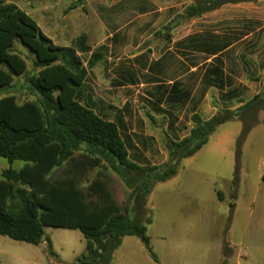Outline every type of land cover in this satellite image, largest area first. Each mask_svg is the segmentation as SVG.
Segmentation results:
<instances>
[{
	"label": "rangeland",
	"instance_id": "rangeland-1",
	"mask_svg": "<svg viewBox=\"0 0 264 264\" xmlns=\"http://www.w3.org/2000/svg\"><path fill=\"white\" fill-rule=\"evenodd\" d=\"M118 1L10 0L7 3L16 5L30 15L41 32L59 47H73L85 36L91 53L102 46L109 48V52H103V59L91 70L90 85L94 96L110 109L108 119H112L115 110L123 108L126 103L130 104L133 132L156 140L146 155L148 164L163 167L170 164L167 120L149 109L142 99L145 98L141 95L143 88H138L140 93L136 90L131 93L129 89L116 88L111 83L117 76L119 66L127 71L132 69L133 60L137 57L154 55L158 58L168 51L167 48L157 47L159 44L180 40L184 34L181 28L172 32V29L166 30L161 25L145 27L151 20L148 17L126 26L111 38L113 31L107 23L117 24L120 19L124 20L120 26L123 27L134 19L116 16L118 8L138 11L151 9L150 4L140 0H126L117 6ZM149 1H154L160 7L176 5L170 0ZM176 9L181 10V6H176ZM155 19L163 20L164 16ZM180 19L177 17L174 21L179 22ZM217 19L207 17L206 21ZM234 24H221L214 28L205 25V31L234 36L240 41L245 31L231 33L228 30H240L242 22ZM263 25L264 21L257 22V28ZM262 41L264 32L253 39L252 42L257 44L253 53L245 49L249 45L247 41H242L227 53V71L235 70L237 83L247 90L235 103L237 108L257 96L264 98V87L260 84L264 78V66L260 70L255 64L256 76L246 72L239 59L243 53L255 63L259 62L260 57L264 58V49L260 47ZM14 51L26 61L27 71L22 76L14 77L12 87L0 89V97L13 95L19 104L38 103L30 82L31 77L41 70L35 55L20 41H16ZM173 52L178 54L176 50ZM90 56L80 54L84 64ZM140 62H144V59ZM169 64L167 75L159 76L162 80L175 79L184 70L175 55L169 58ZM137 69L142 70L138 65ZM263 102L259 101L250 110L238 113L233 120L217 128L200 152L177 163V176L157 185L147 197L145 205L139 199L135 201L132 189L108 163L102 161L95 166L90 163L89 157L86 160L83 158L82 152L75 154L77 160L86 164L78 178L83 188L87 189L95 180L100 181L108 190L111 201L122 211L135 214L139 219L151 217L153 220L147 229L151 237L150 247L159 263L155 262L146 243L140 238L125 237L116 248L111 264H264V182H260L264 175ZM191 109L190 106L185 113H179L181 137L188 136L193 127ZM232 113L223 106L215 89L208 92L197 111L204 120L213 114L225 120L231 118ZM24 165L22 161H15L13 167L20 170ZM9 167L8 161L0 158V169ZM69 169L70 165L66 164L55 170L49 176V181L56 183L69 179L72 176ZM219 194L223 200H220ZM86 254V240L79 230L46 227L44 241L38 246L0 237L1 264H80L78 260Z\"/></svg>",
	"mask_w": 264,
	"mask_h": 264
},
{
	"label": "trees",
	"instance_id": "trees-1",
	"mask_svg": "<svg viewBox=\"0 0 264 264\" xmlns=\"http://www.w3.org/2000/svg\"><path fill=\"white\" fill-rule=\"evenodd\" d=\"M7 1L0 0V89L10 87L14 77L27 71L26 61L14 51L16 41L34 53L41 70L30 79L38 103L19 104L13 95L0 98V158L10 165L0 170V237L38 246L44 241L46 227L79 230L87 248V254L78 260L80 264H111L123 238L138 237L159 263L147 229L152 218L143 220L122 211L100 181L83 188L78 178L86 164L75 154L82 152L83 158L89 157L95 166L102 161L108 163L132 189L135 201L139 199L145 205L157 185L177 176V163L200 152L224 121L219 116L204 120L193 114L189 135L181 137L179 113L191 91H182L180 84L174 83L166 98L168 90L159 85L157 94H150L144 101L154 114L167 120L170 164L149 165L146 155L156 140L133 132L130 106L108 119L88 94V71L80 58V54L92 52L86 37L73 47H59L41 32L31 16ZM222 5L223 0H204L194 10L208 13ZM104 51L100 48L93 52L87 67H95ZM203 82L202 96L214 87L220 91L224 106L242 95L240 91L225 92L227 84L232 86L234 82H227L221 67L210 66ZM259 99L239 107L235 115L250 110ZM15 161L25 165L16 170ZM66 164L72 176L51 183V173ZM219 197L223 200L221 194Z\"/></svg>",
	"mask_w": 264,
	"mask_h": 264
},
{
	"label": "crops",
	"instance_id": "crops-1",
	"mask_svg": "<svg viewBox=\"0 0 264 264\" xmlns=\"http://www.w3.org/2000/svg\"><path fill=\"white\" fill-rule=\"evenodd\" d=\"M125 1L126 0H119L117 2V6H120ZM140 1H144L150 4L151 9H142L138 11L126 7L118 8L115 13L116 16L127 18L129 17L134 19L130 20L123 27L120 26L121 23L124 22V20L121 21L119 19L117 24L107 23L109 28H111V30L113 31V34L110 35L111 38L126 26L131 25L132 23H136L137 21L139 22L142 19L148 17L151 18V20L148 21L145 27L154 28L158 25H161V27L165 28L166 30L172 29V32L181 28V31L184 35L180 40H169L162 42L161 45L159 44V46L157 47L167 48L168 51H166L158 58L154 57V55H152V57L151 55H142L140 57H137L135 60H133L134 62L132 69L127 71H124L122 66H119L116 72L117 76L112 79L111 84L113 85V87L120 89H129L128 92L131 93H133L134 90L140 93L138 88H143V93L141 95H143L145 98L150 99V94H157L158 86L164 85L168 90V93L166 95L167 98L172 90L173 84L179 83V87L182 91H191L190 98L186 104V107L181 112H184L187 107L191 106V108H195L193 110L194 112L192 111V115L197 114L199 107L201 106L202 102L206 99L208 92L212 89L218 91L221 101L220 91L214 87L210 88L205 94V96H202L204 76L208 74L209 68L212 65L222 68L224 76H226L227 82H234L232 86H229L227 84V88L225 91L226 93L240 91L242 94L243 91H247L244 86H240L237 83V79L235 77L237 76L236 71L233 69H230L229 72L227 71L228 63L226 57L227 53L237 47L242 41H247L249 45L245 49H250L249 51L253 53V49L257 46L256 42H252L253 39L256 37V35H259L261 32H264V25L260 28H257V22L264 21V0H223V5L219 9L201 14L194 9H198L199 5H201L204 0H170L176 3V5H170L169 7H160L156 5L154 1ZM178 5L181 6V10L176 9V6ZM161 16H164L163 20L155 19ZM177 17L181 18L179 22L174 21V18ZM207 17H213L218 19L212 22H208L206 21ZM237 22H242V25L239 26L241 27V29L238 30V28H232V30L230 29L228 31L231 33H242L243 31H245L243 32L245 33L244 38L240 41L234 36H222L217 32L210 33L205 31V25H211V27L214 28L220 26L221 24L227 23H235L234 25H236ZM138 47H140V45H138ZM260 47L264 49V41L261 42ZM100 48H104V52L106 53L109 52V48L107 46H102ZM150 48L151 47H149V49ZM174 50H176L178 54H175V52H173ZM91 54L92 53H90V55ZM173 55L177 56L180 59V63L181 65H183L184 70L180 75H178L179 77H176L175 79L168 81L162 80L159 76L167 75V72L170 70L169 58L173 57ZM262 58L260 57V61L255 63V61L248 55L243 53L239 55L240 62L242 63V68L250 74H256V76L258 75L256 65L260 70L264 66V58L263 60H261ZM141 59H144V62H140ZM217 59H220L221 62H217ZM85 64H87V62ZM137 65L142 70L137 69ZM85 67L88 71V75L85 79V85L88 94L94 98V100L100 107L102 114L107 117V115L109 114L108 112H110V109L103 106V102L96 100L92 91V87L90 85L92 69L88 68L86 65ZM260 84L264 87V78L263 80H261ZM12 85L10 87H12ZM260 93L261 92H259L258 95ZM145 98H142L143 101ZM255 98H260L259 101H264V98L260 96H257ZM237 100H234L230 102L227 106H225L227 111H233V116L231 118L223 120L224 123L220 126H223L225 123L229 122L230 120H233L234 116H236L234 115V113L238 109L235 105ZM127 106H130V104L126 103L123 108L115 110L112 114V119L113 115L116 112L125 111ZM261 111L262 119L264 121V106L261 107ZM215 116L219 115L213 114L207 120H210ZM260 182H264V175L261 176Z\"/></svg>",
	"mask_w": 264,
	"mask_h": 264
}]
</instances>
